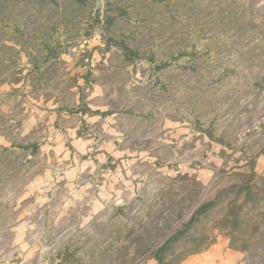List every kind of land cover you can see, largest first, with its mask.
Instances as JSON below:
<instances>
[{"label":"rangeland","instance_id":"obj_1","mask_svg":"<svg viewBox=\"0 0 264 264\" xmlns=\"http://www.w3.org/2000/svg\"><path fill=\"white\" fill-rule=\"evenodd\" d=\"M107 2L126 13H114L108 29L91 25ZM58 3L0 0L3 257L23 251L17 229L26 225L24 241L35 242L28 264H150L153 251L213 202L164 262L217 247L234 250L237 264H264V0ZM115 41L138 54L128 59ZM44 42L66 56L46 61ZM82 99L99 117L84 132L87 156L115 143V165L126 168L117 180L96 162L78 181L90 195L70 206L69 161L52 150L37 156L30 144H40L47 127L26 139L21 120L31 106L74 113ZM60 162L66 170L56 184L52 165ZM43 168L53 179L49 200L33 205L22 197Z\"/></svg>","mask_w":264,"mask_h":264},{"label":"crops","instance_id":"obj_2","mask_svg":"<svg viewBox=\"0 0 264 264\" xmlns=\"http://www.w3.org/2000/svg\"><path fill=\"white\" fill-rule=\"evenodd\" d=\"M63 56H66L64 52L60 54L59 58ZM84 67L82 69H84L85 72L91 70V68H88L87 66ZM84 102L85 100L82 99V102L80 103L81 107L78 110L71 109L74 110V113L64 111L57 105L50 106L47 109L31 106V108H28L23 114L21 120L22 133L20 134H23V137L26 139L31 136L30 131L37 125H44L47 127L46 129L49 132V135L45 136L40 144H30L38 151L36 154L37 156L40 155L41 158L46 159L48 152L52 150L54 152L53 154L60 160L63 159L69 161L64 176V182L70 189H73L71 191L72 197H70L71 203L68 204L70 206L75 205L74 203L78 199H85L84 197L90 195V193L87 192L88 186L85 183L79 184L78 181L86 176V174L95 170L97 163L107 167L110 166L112 171H110L106 177L116 178L117 180L123 178L120 171L122 168H126L125 164L118 166L115 165L113 159L115 154H117L114 153L116 150L115 143H109L105 147H101L96 155L87 156V153L91 151L88 147V138H85L84 132L87 127L94 124L99 117L93 116V114L90 113V104H84ZM261 162L260 166L263 167L264 154H262ZM115 168L116 170H114ZM112 182L115 184L113 179L111 181H104L99 194L100 202L101 199H104L109 195L107 192V186H111ZM52 185L53 179L50 170L43 168V170H41L39 174H36L25 188L24 196L22 198H30L31 201L34 199L35 202H31L33 205H42L49 200V191ZM25 226L26 225L17 229V231L20 230L21 233L19 232L18 234L23 238L19 245L23 251L15 254V256L13 254L11 256L8 255L7 257H3L4 251L0 250V264H28L33 258L32 254L34 252L31 248L32 244L24 241L26 239L23 235V231L25 232L28 228ZM8 245H10V241H7V243L2 242L3 249ZM238 256L239 255L234 250L224 253L217 247H210L202 251H195L194 254H189L182 261L180 260L178 264H237L239 261ZM153 260L154 261L150 264H161L158 260Z\"/></svg>","mask_w":264,"mask_h":264},{"label":"trees","instance_id":"obj_3","mask_svg":"<svg viewBox=\"0 0 264 264\" xmlns=\"http://www.w3.org/2000/svg\"><path fill=\"white\" fill-rule=\"evenodd\" d=\"M53 3H55L54 5L57 7L58 6V2L59 0H50ZM78 1H83V0H78ZM127 10H125L124 8H122V6H118L116 5L114 2H107V7L106 10L101 14L100 10H97L95 15H94V22H92L91 25H94L96 23H101L104 25V27L106 29L110 28L111 25H113L114 22H116V17L115 15H113L114 13L117 15L122 14V13H126ZM108 40H112L111 37L108 38ZM115 43H118L119 45H122L124 47V50L126 52V57L128 59H132L134 58L133 56H136L138 53L136 50L130 48L128 45H125L123 41H115ZM44 46L47 48L48 50V54L45 56V60L48 61V59H57L59 58L60 54L63 53L64 51H60L58 50L56 47H51L50 43L44 42ZM37 61V60H36ZM37 64V63H35ZM36 67H39L37 65H35ZM34 66V68H35ZM36 69H40V68H36ZM213 204V202H208V203H204L202 204L194 213V215L192 216L191 220L186 223L183 227V229L178 230L174 235L170 236L163 245H161L158 249H156L155 251H153V255L155 256V258L158 259V261L161 264H171V263H166L164 262V252L167 251L171 245L173 244V242L183 233H185V231L188 229V227L192 224V222L194 220H196L198 218V216L204 212L207 211V209Z\"/></svg>","mask_w":264,"mask_h":264},{"label":"built area","instance_id":"obj_4","mask_svg":"<svg viewBox=\"0 0 264 264\" xmlns=\"http://www.w3.org/2000/svg\"><path fill=\"white\" fill-rule=\"evenodd\" d=\"M65 170H66V167L63 163H58V164H53L52 165V172H53V176H54V179H55V182L56 184L61 182L62 179H63V174L65 173ZM59 186H56V191L58 189ZM38 219L39 220H43L44 219V213L42 211H40L37 215ZM31 241L30 243L33 245L35 244V242L33 241V237L30 238Z\"/></svg>","mask_w":264,"mask_h":264}]
</instances>
